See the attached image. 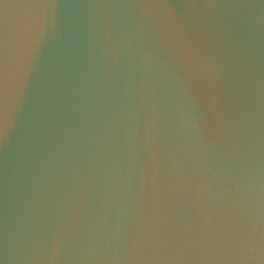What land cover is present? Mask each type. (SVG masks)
Masks as SVG:
<instances>
[{
    "label": "water",
    "instance_id": "1",
    "mask_svg": "<svg viewBox=\"0 0 264 264\" xmlns=\"http://www.w3.org/2000/svg\"><path fill=\"white\" fill-rule=\"evenodd\" d=\"M0 264H264V0H0Z\"/></svg>",
    "mask_w": 264,
    "mask_h": 264
}]
</instances>
